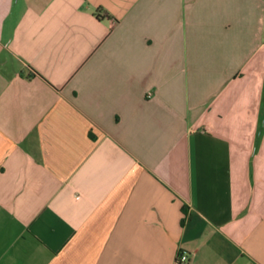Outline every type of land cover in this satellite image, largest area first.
Listing matches in <instances>:
<instances>
[{"label": "crops", "instance_id": "1", "mask_svg": "<svg viewBox=\"0 0 264 264\" xmlns=\"http://www.w3.org/2000/svg\"><path fill=\"white\" fill-rule=\"evenodd\" d=\"M264 264V0H0V264Z\"/></svg>", "mask_w": 264, "mask_h": 264}, {"label": "built area", "instance_id": "2", "mask_svg": "<svg viewBox=\"0 0 264 264\" xmlns=\"http://www.w3.org/2000/svg\"><path fill=\"white\" fill-rule=\"evenodd\" d=\"M177 260L181 263H188L190 261L189 254L185 251H180Z\"/></svg>", "mask_w": 264, "mask_h": 264}]
</instances>
